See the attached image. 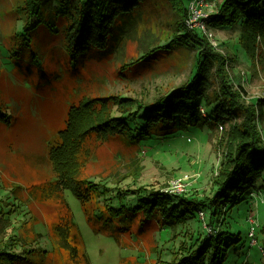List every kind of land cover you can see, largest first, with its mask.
<instances>
[{"label": "rangeland", "instance_id": "obj_1", "mask_svg": "<svg viewBox=\"0 0 264 264\" xmlns=\"http://www.w3.org/2000/svg\"><path fill=\"white\" fill-rule=\"evenodd\" d=\"M26 1L0 0V245L15 238L7 248L19 255L29 249L37 264H171L218 230L228 234L225 245L238 239L223 247L224 264H264V172L209 224L201 208L171 226L129 207L150 190L196 200L211 195L221 163L234 151L241 112L215 126L189 125L138 141L86 134L71 149L76 141L62 140L68 129L76 137L79 126L132 117L138 105L191 82L201 45L180 43L182 16L167 11L163 0H150L155 13L143 7V21L116 49L73 55L59 24L26 26ZM220 1L193 0L191 24L203 19L204 29L184 24L224 59L223 65L205 61V94L210 102L220 97L224 78L238 103L253 110L264 142V33L211 25ZM185 12L182 21L190 16ZM198 103L209 113L211 105ZM70 142L73 155H66ZM64 177L80 196L62 188Z\"/></svg>", "mask_w": 264, "mask_h": 264}, {"label": "trees", "instance_id": "obj_2", "mask_svg": "<svg viewBox=\"0 0 264 264\" xmlns=\"http://www.w3.org/2000/svg\"><path fill=\"white\" fill-rule=\"evenodd\" d=\"M163 1L166 3L167 11L172 12L174 9L183 20L189 0ZM26 5L28 8L26 26L32 21L44 22L51 27H54L55 23L59 24L65 30L67 49L73 55L86 52L88 49L101 52L116 49L115 47L128 38V32H133L143 21V7L147 8L149 14H154L156 10L150 5V0H27ZM50 8L54 14L50 18L49 14H45L44 17L43 11ZM211 16L209 22L211 25H238L242 32L246 28L250 32L253 28L264 33V0H221L217 4L216 12ZM182 20L180 27L184 32L180 34V43L201 45L199 57L201 62H198L191 82L157 98L143 109L138 105V111L132 117H127V112L120 119L109 118L108 121L96 122L87 128L79 126L76 137L71 136L69 129L62 136L64 141L69 139L76 141L74 147L71 148V142L65 147V153L68 155L72 154L71 149H76L80 138L86 134L99 139L114 136L122 140L138 141L141 136L157 137L156 135L173 133L189 125L215 126L223 119L230 120L229 118L241 112L243 119L233 132L234 151L228 161L221 163L222 167L215 181L217 188L211 195L196 200L150 190L144 195L137 196L134 205L129 206L140 210L144 219L156 214L161 222L171 226L184 222L187 217L194 214L193 210L196 208L208 211L207 224L216 222L221 216L223 205L229 202L236 203L242 199L245 191L254 186L264 172V142H261L256 125L251 121L253 110L248 109L245 104L238 103L235 93L231 91L224 78L218 81L221 96L210 102L205 94L209 85L208 75H203V70H207L205 61L217 60L218 64L223 65L224 59L209 48L205 38L199 36L194 28H186ZM62 22L65 24L62 25ZM199 99L211 105L209 113L200 111ZM261 103H264V100ZM74 123V120L70 121L71 126ZM68 146L71 149L67 151ZM49 156L53 159L57 157L54 149L50 151ZM62 185V188H68L80 196L79 190L72 185L69 177L62 179ZM116 197L120 201L122 196L118 194ZM121 207L124 205L121 204ZM227 238L226 231L215 230L212 235L199 240L194 249H186L180 253L171 264H224L223 247L234 245L238 240H232L225 245ZM15 241V238L8 237L6 243L5 241L1 243L0 264H37L36 256L31 252L26 253L29 249H22L23 254L19 255L7 248V243L13 245L17 243Z\"/></svg>", "mask_w": 264, "mask_h": 264}, {"label": "built area", "instance_id": "obj_3", "mask_svg": "<svg viewBox=\"0 0 264 264\" xmlns=\"http://www.w3.org/2000/svg\"><path fill=\"white\" fill-rule=\"evenodd\" d=\"M187 11L189 12L190 16L185 19L184 23L190 24V26L195 25L199 29H204L203 28V19H201L200 21H196V23L194 22V24L193 23L191 24V22L194 21V18L197 16V15H195L196 10H195V6L193 4V0H189V2L187 4ZM175 184H176V182H174V185ZM167 192L172 193V190L168 189Z\"/></svg>", "mask_w": 264, "mask_h": 264}]
</instances>
